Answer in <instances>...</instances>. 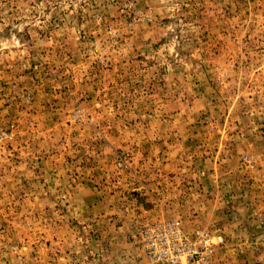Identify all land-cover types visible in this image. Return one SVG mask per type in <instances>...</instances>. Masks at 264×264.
I'll use <instances>...</instances> for the list:
<instances>
[{
    "label": "rangeland",
    "instance_id": "rangeland-1",
    "mask_svg": "<svg viewBox=\"0 0 264 264\" xmlns=\"http://www.w3.org/2000/svg\"><path fill=\"white\" fill-rule=\"evenodd\" d=\"M168 221L264 264V0H0V264H152Z\"/></svg>",
    "mask_w": 264,
    "mask_h": 264
},
{
    "label": "built area",
    "instance_id": "built-area-1",
    "mask_svg": "<svg viewBox=\"0 0 264 264\" xmlns=\"http://www.w3.org/2000/svg\"><path fill=\"white\" fill-rule=\"evenodd\" d=\"M142 236L152 264H217L213 240L203 233L192 238L177 222L152 224L143 229Z\"/></svg>",
    "mask_w": 264,
    "mask_h": 264
}]
</instances>
